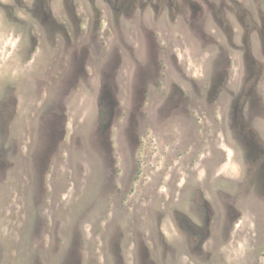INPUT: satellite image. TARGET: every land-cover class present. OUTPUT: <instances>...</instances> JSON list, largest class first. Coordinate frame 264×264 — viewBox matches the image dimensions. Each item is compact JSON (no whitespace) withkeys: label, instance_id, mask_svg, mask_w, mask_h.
Here are the masks:
<instances>
[{"label":"rangeland","instance_id":"rangeland-1","mask_svg":"<svg viewBox=\"0 0 264 264\" xmlns=\"http://www.w3.org/2000/svg\"><path fill=\"white\" fill-rule=\"evenodd\" d=\"M0 264H264V0H0Z\"/></svg>","mask_w":264,"mask_h":264}]
</instances>
